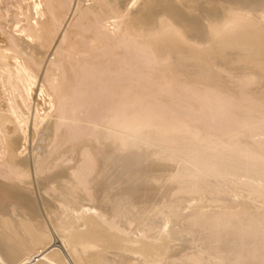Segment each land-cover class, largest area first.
I'll return each mask as SVG.
<instances>
[{
	"label": "bare ground",
	"instance_id": "6f19581e",
	"mask_svg": "<svg viewBox=\"0 0 264 264\" xmlns=\"http://www.w3.org/2000/svg\"><path fill=\"white\" fill-rule=\"evenodd\" d=\"M0 264H264V0H0Z\"/></svg>",
	"mask_w": 264,
	"mask_h": 264
}]
</instances>
